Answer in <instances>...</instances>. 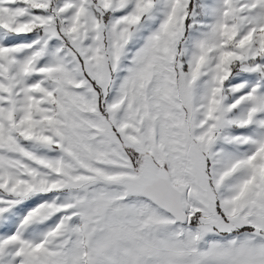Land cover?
Returning a JSON list of instances; mask_svg holds the SVG:
<instances>
[{
	"label": "snow or ice",
	"instance_id": "snow-or-ice-1",
	"mask_svg": "<svg viewBox=\"0 0 264 264\" xmlns=\"http://www.w3.org/2000/svg\"><path fill=\"white\" fill-rule=\"evenodd\" d=\"M0 264H264V0H0Z\"/></svg>",
	"mask_w": 264,
	"mask_h": 264
}]
</instances>
